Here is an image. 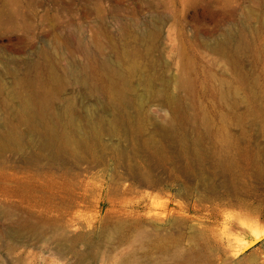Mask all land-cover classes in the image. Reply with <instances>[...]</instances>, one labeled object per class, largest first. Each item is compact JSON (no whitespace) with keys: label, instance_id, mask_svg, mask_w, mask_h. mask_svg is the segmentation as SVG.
Segmentation results:
<instances>
[{"label":"rangeland","instance_id":"rangeland-1","mask_svg":"<svg viewBox=\"0 0 264 264\" xmlns=\"http://www.w3.org/2000/svg\"><path fill=\"white\" fill-rule=\"evenodd\" d=\"M0 90V264H264V0H0Z\"/></svg>","mask_w":264,"mask_h":264},{"label":"bare ground","instance_id":"bare-ground-1","mask_svg":"<svg viewBox=\"0 0 264 264\" xmlns=\"http://www.w3.org/2000/svg\"><path fill=\"white\" fill-rule=\"evenodd\" d=\"M14 70V69H13ZM1 91V90H0ZM2 93V92H1ZM20 100H19V103H18V109H19V111H20V114L23 116V118L25 119L24 120V123H30L32 120H31V118H33V116H34V112H40V106H38V108L36 107V106H34L33 104H32V102L30 101V99L28 98V99H25V98H22V96H20ZM6 101V99L5 98H1L0 97V102L1 103H4ZM12 108H14V107H12ZM15 110H17V109H15ZM10 111H13L12 109L10 110ZM18 111V110H17ZM16 111V112H17ZM18 113V112H17ZM16 114V113H15ZM18 117H20V115H18ZM19 119H21V118H19ZM27 123V124H28ZM31 124V123H30ZM11 129V132L9 133L10 134V140H11V143H12V145L13 144H15V146L16 145H19V137H20V134L18 135V131H17V129H16V126L15 125H12V128H10ZM0 134H2V133H0ZM64 136V139H65V146H66V148L68 149V151H69V153H71V154H75V153H77V152H79V146L77 145V143L76 142H73L72 140H70L67 136H65V135H63ZM0 138H1V136H0ZM62 138V137H61ZM2 139H3V137H2ZM9 139V138H8ZM4 140V139H3ZM54 138L53 137H51V138H49V140L47 141V142H45L43 145V147H49V149H50V147L53 145L54 146ZM58 140H59V138H58ZM61 141V140H60ZM8 142H10V141H8ZM59 143V142H58ZM61 143V142H60ZM59 143V144H60ZM63 143V144H64ZM10 144V143H9ZM55 144H57L56 143V140H55ZM56 147H57V145H55ZM55 146H54V148H55ZM61 146H62V144H61ZM63 147V146H62ZM61 147V148H62ZM5 148H7V146H5V143L3 142V141H0V150H5ZM45 149V148H44ZM47 150H49L48 148H46ZM53 149V148H52ZM51 150V149H50ZM54 150V149H53ZM59 150H60V147H59ZM83 150V149H82ZM81 150V151H82ZM196 150V149H195ZM57 151H58V148H57ZM92 151V150H91ZM53 152H55V151H53ZM60 152H62V151H60ZM59 152V153H60ZM190 153V152H189ZM55 154V153H54ZM56 156H57V154H55ZM187 155V154H186ZM54 158H58V156L57 157H53V159ZM199 159H200V157H199ZM57 160H59V158L58 159H56V160H54V161H57ZM59 162V161H58ZM37 175V174H36ZM42 177H44V175L42 176ZM35 178H37V177H35ZM244 179V178H243ZM29 181H30V178H29ZM39 181H40V177H39ZM238 181H240V180H238ZM41 182H43V180L41 181ZM27 183V182H26ZM29 183V182H28ZM238 183V182H237ZM236 183V184H237ZM241 183H242V181H241ZM244 183V182H243ZM242 183V184H243ZM44 184H45V182H44ZM236 184H235V186H236ZM240 184V183H239ZM41 185V184H40ZM42 186V185H41ZM46 186V185H45ZM238 186V185H237ZM242 186V185H241ZM20 187V186H19ZM30 187V186H29ZM28 187V188H29ZM240 187V186H239ZM238 187V188H239ZM242 187H244V185L242 186ZM28 188H26L25 186H22V189H24V190H26V189H28ZM241 189V188H240ZM19 190V189H18ZM24 190H22V191H24ZM241 190H243L244 191V189H241ZM241 190H239V189H237V187H234V196H235V200H239V201H242V199H240L239 198V196H240V191ZM27 191V190H26ZM20 192V191H19ZM24 193V192H23ZM23 193H21V194H23ZM27 193V192H26ZM240 193V194H239ZM243 193V192H242ZM248 193V192H247ZM30 195V194H29ZM244 195H245V193H244ZM250 195V194H249ZM89 196V195H88ZM233 197V196H232ZM247 197V196H246ZM224 198V197H223ZM243 198V197H242ZM246 199H248V198H246ZM223 200V199H222ZM245 200V199H244ZM243 200V201H244ZM245 202V201H244ZM197 203V202H196ZM180 205V204H179ZM182 205V204H181ZM162 214V213H161ZM153 215H156L157 217H158V213H154ZM181 216L182 215H180L179 217L181 218ZM184 216V215H183ZM156 219V218H155ZM182 219V218H181ZM180 219V220H181ZM139 220H142V218L141 219H139ZM157 220H158V218H157ZM185 220V219H184ZM182 221V220H181ZM137 222H139L138 221V219H137ZM141 222V221H140ZM144 222H145V220H144ZM182 222H184V221H182ZM146 223V222H145ZM156 223V222H155ZM142 224V223H141ZM141 224H137L136 225V227H135V234L129 239V240H127L128 242V244L130 245V246H133V247H131L132 249L130 250V251H128L122 258H119V259H117L116 261H117V263H119V264H137V262L135 261L137 258L135 257V254L137 253H134L136 250H138L139 248H135L134 247V245H137V246H142V247H145V246H152V244H153V246H155V247H157L162 253H168L169 251H168V246H170L172 249H171V255H172V257L173 258H175L176 259V263H178V264H191L190 262H189V256L187 255V254H185L184 253V251H182V247H181V244H180V240L178 241H171V237H172V235L170 234V236H168L169 238H167L169 241H170V243L172 244V246H171V244L169 243V245H168V243L166 244V238H165V240H164V242L162 241V242H158L157 240V238L156 237H154V238H156V241H155V239L153 240L152 239V237L150 236V234L152 233V232H154V231H157V230H153V228H152V230L151 231H147V227L148 226H144L143 224L141 225ZM153 224V223H152ZM146 225V224H145ZM157 225H159V224H157ZM184 225V224H183ZM188 225V224H187ZM79 226V225H78ZM154 226H156V225H154ZM153 226V227H154ZM190 227V226H189ZM188 227V228H189ZM158 228V227H157ZM130 229V228H129ZM150 229H151V225H150ZM150 229H148V230H150ZM160 229V228H159ZM164 229H166V228H164ZM164 229H162L161 228V230H164ZM168 230V229H167ZM165 231V230H164ZM163 231V232H164ZM150 234H149V233ZM162 232V231H161ZM160 231H159V233H161ZM162 232V233H163ZM166 232V231H165ZM164 232V233H165ZM169 232V231H168ZM55 233L57 234V237L58 238H64L65 236H64V234L61 232V230L60 231H55ZM158 233V232H157ZM163 233V234H164ZM167 233V232H166ZM56 234H55V236H56ZM155 234V232L152 234V236ZM168 234V233H167ZM181 234V233H180ZM156 235V234H155ZM154 235V236H155ZM159 235H161L162 236V234H159ZM182 235V234H181ZM181 235H180V239H182L181 238ZM157 236V235H156ZM161 236L160 237H158V238H161ZM183 237H185L184 236V234L182 235ZM188 236V235H187ZM256 236V235H255ZM258 237V236H257ZM128 238H129V236H128ZM173 238H175L174 236H173ZM177 238H179V236L177 237ZM186 238V237H185ZM237 239V238H236ZM239 239V238H238ZM256 238H252V237H250V238H248L246 241H245V243H244V247H246L247 245H249L252 241H254ZM237 242V241H236ZM244 247H241L240 249H243ZM134 248L136 249V250H134ZM170 249V248H169ZM239 249V251H241ZM133 250V251H132ZM140 250V249H139ZM155 250H156V248H155ZM159 250H157V251H159ZM151 251V250H150ZM238 251V250H237ZM143 252V251H142ZM152 252V251H151ZM187 261V262H186ZM140 262V261H139ZM156 263V262H155ZM155 263H153V264H155ZM139 264V263H138ZM204 264H213V263H211V261L209 260V258H205V263Z\"/></svg>","mask_w":264,"mask_h":264},{"label":"water","instance_id":"water-1","mask_svg":"<svg viewBox=\"0 0 264 264\" xmlns=\"http://www.w3.org/2000/svg\"><path fill=\"white\" fill-rule=\"evenodd\" d=\"M250 231V229L249 228H247V229H245L243 232H241L240 234H239V236L240 237H242V238H244V236L245 235H247V233ZM264 239V236L262 237V238H259V239H257V240H254L252 243H250L248 246H246V247H244V249L241 251V252H239V254L237 255V256H239V255H241L242 253H244V252H246L247 250H249L250 248H252L253 246H255L256 244H258L261 240H263Z\"/></svg>","mask_w":264,"mask_h":264}]
</instances>
